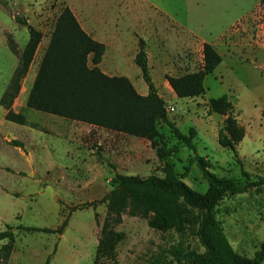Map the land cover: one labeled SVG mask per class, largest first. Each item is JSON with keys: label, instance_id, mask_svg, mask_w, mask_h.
<instances>
[{"label": "rangeland", "instance_id": "374dc122", "mask_svg": "<svg viewBox=\"0 0 264 264\" xmlns=\"http://www.w3.org/2000/svg\"><path fill=\"white\" fill-rule=\"evenodd\" d=\"M64 7L84 27L101 26L104 33L123 34L124 49L107 53L106 71L126 76L138 93L146 95L147 85L133 60L142 39L149 73L169 120L182 133L195 129L196 154L208 162L210 171L243 182L232 152L217 143L225 116L209 109L210 98L226 94L244 130L237 145L242 167L251 179L264 176V5L260 0H0V96L28 39L26 26L14 16L42 32L11 104L24 116V123L6 120V110L0 106V231L12 233L7 258L1 246L8 239L0 240V264H43L47 258L48 264H92L107 217L102 200L112 188L114 172L164 175L163 163L147 139L26 106L55 19ZM147 18L151 22H145ZM202 40L217 50L221 62L204 77L202 94L177 97L165 75L198 70ZM114 58L116 65L110 66ZM156 128L176 175L204 192L207 182L194 152L166 124L158 122ZM89 202L96 204L71 211ZM215 214L234 250L252 256L264 241V186L226 194ZM64 219L67 224L61 233L24 229H56ZM114 229L124 234L116 246L120 264H180L177 258L184 250H203L191 225L181 233L160 231L125 210Z\"/></svg>", "mask_w": 264, "mask_h": 264}, {"label": "trees", "instance_id": "16d2710c", "mask_svg": "<svg viewBox=\"0 0 264 264\" xmlns=\"http://www.w3.org/2000/svg\"><path fill=\"white\" fill-rule=\"evenodd\" d=\"M260 3L264 5V0H260ZM14 19L26 26L28 39L20 60L0 96V106L6 110V120L22 124L24 116L14 112L11 104L19 92L21 79L27 73L42 32L29 25L22 17L14 16ZM104 49V44L86 33L72 11L64 7L55 19L26 98V106L31 109L145 138L163 163L162 177L153 174L139 177L114 172L112 188L102 200L106 203L107 217L100 231L92 264H120L116 246L124 238V234L116 231L114 227L121 222V214L125 210L131 216L145 218L149 227L160 231L172 229L181 233L187 225H191L193 235L203 250H184L177 258L180 264L262 263L264 241L252 256L236 252L215 214V207L226 194L242 193L249 188L264 186V176L251 179L250 173L242 167L237 145L244 136V130L233 114V105L227 95L210 98L209 109L225 116L217 131V143L232 152L244 178L243 182L218 177L210 171L208 162L196 154L192 142L196 134L195 129L190 127L187 134L182 133L169 120L165 102L157 93L149 73L142 39L138 41L133 60L147 85L146 95L138 93L126 76L107 75L97 67ZM220 62L221 56L217 50L211 44L203 42L202 65L198 70L179 76L165 75V79L177 97H195L204 92V77L212 73ZM261 116L264 121V109ZM158 122L166 124L174 136L194 152L196 165L207 182L204 192L191 188L174 172L167 160L168 152L165 146L157 140ZM97 155L98 160H101V155ZM95 204L96 202H89L74 206L71 211ZM66 224L67 219H64L56 229L35 226L24 229L61 233ZM3 239H8V243L1 246L4 258H7L12 233L7 230L0 231V240ZM48 259L43 264H48Z\"/></svg>", "mask_w": 264, "mask_h": 264}, {"label": "crops", "instance_id": "0c3cea01", "mask_svg": "<svg viewBox=\"0 0 264 264\" xmlns=\"http://www.w3.org/2000/svg\"><path fill=\"white\" fill-rule=\"evenodd\" d=\"M145 19V18H143ZM162 19V18H160ZM97 21H99L100 23L103 22L101 18H98ZM79 22V21H78ZM145 22H151L150 20H147ZM144 22V23H145ZM80 26L82 27V29L88 33L93 39H95L98 42H101L104 44L105 49H104V53L101 57L100 62L97 64V67L104 72L105 74L109 75L107 73V68H109V66H107V63H105V56L107 55V53H120L123 49H124V41H123V34L121 32H115L113 30H111V32L109 33H104L103 28L100 27H95L93 29H90L88 26L84 27L83 25L80 24ZM122 39V40H121ZM205 41H201V50H202V43ZM136 53V50L133 53V59H134V55ZM202 54V51H201ZM116 58H114V60L110 61V66H114L116 65ZM118 76V75H116Z\"/></svg>", "mask_w": 264, "mask_h": 264}, {"label": "built area", "instance_id": "2783aa9c", "mask_svg": "<svg viewBox=\"0 0 264 264\" xmlns=\"http://www.w3.org/2000/svg\"><path fill=\"white\" fill-rule=\"evenodd\" d=\"M170 109H173L172 107Z\"/></svg>", "mask_w": 264, "mask_h": 264}]
</instances>
